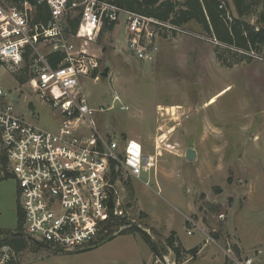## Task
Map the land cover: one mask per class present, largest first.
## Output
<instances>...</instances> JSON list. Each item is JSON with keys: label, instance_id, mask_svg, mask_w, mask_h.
<instances>
[{"label": "rangeland", "instance_id": "1", "mask_svg": "<svg viewBox=\"0 0 264 264\" xmlns=\"http://www.w3.org/2000/svg\"><path fill=\"white\" fill-rule=\"evenodd\" d=\"M227 1L231 17L236 16ZM246 3L250 13L241 19L264 28V0ZM124 22L120 15L112 29L101 26L84 44L99 61L100 77L85 78L83 85L92 106L108 104L116 91L129 107L96 113L102 132L121 140L138 138L148 154L158 146L155 166L141 176L149 185L122 174L120 215L103 231L108 237L101 244L64 251L28 241L16 263L233 264L252 257L264 264V51L227 50L191 21L182 33L203 39L162 32L153 58L140 60L127 49ZM217 51L233 65L220 63ZM13 74L0 66V85L10 92L16 112L40 128H56L52 108ZM192 148L196 155L190 160L186 153ZM4 173L0 170V230L14 232L16 181ZM144 234L157 243L161 256ZM171 235L179 254L168 247ZM192 247L198 248L196 254Z\"/></svg>", "mask_w": 264, "mask_h": 264}, {"label": "built area", "instance_id": "2", "mask_svg": "<svg viewBox=\"0 0 264 264\" xmlns=\"http://www.w3.org/2000/svg\"><path fill=\"white\" fill-rule=\"evenodd\" d=\"M37 5L46 6L49 17L34 24L32 12ZM72 13L80 17L77 33L69 30ZM120 15L125 17L127 49L140 60L153 58L162 32H185L170 21L108 0L0 4V59L15 72L30 51L33 60L26 82L33 94L52 108L57 121L54 129L30 122L16 112L10 92L0 85V146L8 161L7 172L16 181L22 232L49 249L74 251L99 245L108 237L102 236L108 220L120 215L118 182L122 174L148 186L142 173L155 166L160 154L158 146L148 154L137 140H121L99 129L96 113L129 108L116 91L104 105L92 106L86 98L83 79H98L100 64L84 44L88 38L95 39L101 26L116 24ZM209 40L216 42L214 37ZM52 52L63 55L56 66L46 58ZM110 197L113 206L108 205ZM16 255L9 246H2L0 264H17ZM233 264L259 263L246 257Z\"/></svg>", "mask_w": 264, "mask_h": 264}, {"label": "trees", "instance_id": "3", "mask_svg": "<svg viewBox=\"0 0 264 264\" xmlns=\"http://www.w3.org/2000/svg\"><path fill=\"white\" fill-rule=\"evenodd\" d=\"M18 0H7V2H16ZM109 2L144 15L153 16L163 21H170L176 25L183 27L185 24L194 21L203 28L207 36L214 37L220 43L226 46L227 50H233L235 53H241V51H264V28L249 24L247 21L241 19L250 13L251 3H246V0H231L232 8L236 16L230 15L228 11L229 4L227 0H108ZM229 13L230 18L227 17ZM261 13V19L264 21V11ZM49 17V11L44 5H37L33 14L32 22H45ZM69 30L73 33L78 32L80 23V17L78 15L68 18ZM115 23L109 25H103V28L107 27L112 29ZM184 28V27H183ZM218 50V47H217ZM241 50V51H240ZM217 58L220 63L225 66H231L228 60L223 59L222 54L217 51ZM62 53L52 52L47 54V61L51 66H56L62 59ZM244 56H242L243 58ZM33 60V56L30 51H27L24 56V67L15 71L13 76L19 83L27 81L30 76L28 71L29 65ZM4 63L0 59V66ZM18 72V73H17ZM8 161L6 155L0 146V170L5 171L3 176H8L7 172ZM118 221V217H111L105 225L110 226L114 221ZM23 215L17 206V227L14 232L0 230V249L2 246H9L15 254L21 250L27 248L28 241L31 239L24 236L22 232ZM112 226V225H111ZM132 229V228H131ZM145 230H142V232ZM173 234V232L171 233ZM145 235V234H144ZM142 236L143 240L147 242L151 250L157 255L161 256L158 251L157 243L152 241L147 235ZM171 235L168 238V247L175 250L179 254V249L175 245V241ZM113 238V237H112ZM37 247L48 248V246L42 242L32 241ZM49 249V248H48ZM197 247H192L191 252L196 254Z\"/></svg>", "mask_w": 264, "mask_h": 264}, {"label": "water", "instance_id": "4", "mask_svg": "<svg viewBox=\"0 0 264 264\" xmlns=\"http://www.w3.org/2000/svg\"><path fill=\"white\" fill-rule=\"evenodd\" d=\"M101 74L102 75H106L107 74L106 69H105L104 72H101ZM195 155H196V150L195 149H193V148L192 149H188V151L186 153V158L191 160V159H193L195 157ZM108 205L109 206H113V201H112L111 197L109 199ZM54 250H59V249H54Z\"/></svg>", "mask_w": 264, "mask_h": 264}, {"label": "crops", "instance_id": "5", "mask_svg": "<svg viewBox=\"0 0 264 264\" xmlns=\"http://www.w3.org/2000/svg\"><path fill=\"white\" fill-rule=\"evenodd\" d=\"M173 35H176V36H180V35H183V36H185V35H191V37H192V36H197V34H191V33H188V34H186V33H177V34H173ZM197 37H198L199 39H203L202 37H201V38H200L199 36H197ZM133 140H134V139H133ZM136 140H137V141L142 145V147L144 148L143 145H144L145 143L142 142V141H140L138 138H137ZM175 232H176L175 234H176L177 238L181 240V238H180L179 234L177 233V231H175ZM103 241H105V240H103ZM103 241H102V242H103ZM102 242H101V243H102ZM181 242H182V240H181ZM101 243H100V244H101ZM185 248H186V247H185Z\"/></svg>", "mask_w": 264, "mask_h": 264}, {"label": "bare ground", "instance_id": "6", "mask_svg": "<svg viewBox=\"0 0 264 264\" xmlns=\"http://www.w3.org/2000/svg\"><path fill=\"white\" fill-rule=\"evenodd\" d=\"M214 99V97H212V98H210V100L209 101H212ZM169 110L172 112V113H174L175 112V110H176V106H171L170 108H169ZM162 138V137H161ZM159 139V141H162V139Z\"/></svg>", "mask_w": 264, "mask_h": 264}]
</instances>
